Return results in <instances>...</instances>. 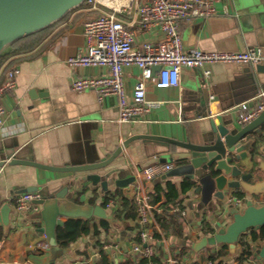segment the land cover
I'll return each mask as SVG.
<instances>
[{"label":"crops","instance_id":"crops-1","mask_svg":"<svg viewBox=\"0 0 264 264\" xmlns=\"http://www.w3.org/2000/svg\"><path fill=\"white\" fill-rule=\"evenodd\" d=\"M254 1L219 0L217 14L205 19L196 17L181 20L179 27L183 46L230 51L260 46L264 52V0L258 1V7H253ZM97 2L98 8L83 4L73 9L51 27L16 42L2 57L0 86L5 82L9 69L17 66L20 72L15 77L14 87L0 94V100L6 109L5 122L0 130V160L6 158L9 161L17 157L47 165L90 163L109 157L134 134L198 141L200 128L209 124V116L195 118L197 110L202 115H207L210 111L217 122L233 119L239 124L236 105L243 101H249L253 105L256 94L264 89L245 71L243 63H213L209 66L212 70L209 76H206L204 67H184L181 87L156 86V74L149 79L147 98L161 103L139 119L119 122L116 96H107L101 101L94 90L77 91L73 88L76 77L109 73L107 66H71L68 63L70 56L88 50L84 23L103 11H116L125 25L136 31L135 46L139 48L146 41H161L163 31L158 24L142 26L136 0ZM258 65H264V61ZM251 66L254 69L257 65ZM140 77L139 67L132 65L124 69L125 87L129 96ZM166 149L153 139H136L124 148L111 166L130 167L137 175L138 169L148 165L173 162L174 166L169 173L182 163L165 156L163 153ZM80 175L81 173L56 172L21 163L6 162L0 167V201H7L13 207L10 231L6 233L4 229L7 236L0 239V263L97 264L100 256L97 242L100 240L105 242L104 246L117 243V247L103 248L114 264H118L137 257L133 245L139 240V233L145 227L152 233L155 228L160 231L161 238L155 242V248L156 244H163L168 264H174L171 252L177 245L184 246L187 241L193 243L204 236V220L214 228L216 225L226 226L232 220L226 212L212 213L202 205V195L195 190L197 184L187 192H182L180 186L186 178L178 171L166 179H162V175L148 180L139 178L140 185L135 189L134 197L126 193L119 194L137 201V194L141 190L150 192L155 182L167 179L179 187L180 197L177 203L182 206L181 213L187 220L183 237L165 234L158 222L153 221L150 226H144L139 219H114L111 220L109 231L100 228L99 236L93 233L83 235L71 244L67 253L53 262L48 248L37 245L48 242L45 234L38 231L43 224L37 216L39 206L34 204L30 210L18 214L15 210L16 196L25 192L28 187L35 186H40L41 191H62L64 186ZM69 191L74 194L73 186L69 187ZM106 192L108 191H102L98 187L97 190L80 195L78 201H85L95 195V203H102ZM109 192L115 193L117 189L112 186ZM255 200L260 204L264 203L263 196L255 197ZM120 206V200L111 199L105 208L112 213L113 209ZM154 206L160 209L157 204ZM244 207L243 203L240 208ZM96 221L99 222V219ZM0 225L3 226L1 215ZM199 252L192 251L189 256L198 259ZM237 252L238 246L234 253L229 249L223 255L224 262L238 264ZM170 258L173 262L169 261ZM185 259L189 257L186 256ZM206 260L208 259L201 261V264Z\"/></svg>","mask_w":264,"mask_h":264},{"label":"water","instance_id":"water-1","mask_svg":"<svg viewBox=\"0 0 264 264\" xmlns=\"http://www.w3.org/2000/svg\"><path fill=\"white\" fill-rule=\"evenodd\" d=\"M258 1H254L253 7H258ZM85 2L86 0H0V59L16 42L51 27ZM243 65L255 82L264 87V65H257L254 69L250 63ZM160 68V65L155 66L154 71ZM200 112L197 110L195 118L209 116V124L201 126L198 141L134 134L109 157L90 163L47 165L17 157L9 161L6 158L0 160V167L9 162L56 172L81 173L76 180L64 186L62 191H41L40 186L25 190L38 192L32 202L39 206L37 216L43 224L38 231L46 236L50 260L54 262L69 251L62 248L57 240L56 229L64 222L62 217L114 220L113 215L101 203H91V197L78 201L80 195L97 190L98 187L102 191H109L112 186L119 193L130 194L132 197L136 195L135 189L139 187L140 179L133 170L130 167L111 166L124 148L136 139L155 140L167 148L163 153L165 156L182 163L175 171L162 174V179L180 172L186 179L193 181L194 185L197 184L195 190L201 193L203 206L212 213L226 212L232 217L226 226L216 225L214 233L206 234L193 242L194 251L199 252L207 246L228 244L230 251L234 253L244 233L264 225V203L260 204L255 200V197H264V110L251 121L239 124L233 119L217 122L210 111L207 115ZM70 186H73L74 194L69 191ZM238 192L244 196V209L235 203ZM12 212L13 207L9 202L0 201L1 221L6 233L11 228ZM254 250L257 259L264 262V242L260 247H254Z\"/></svg>","mask_w":264,"mask_h":264},{"label":"built area","instance_id":"built-area-1","mask_svg":"<svg viewBox=\"0 0 264 264\" xmlns=\"http://www.w3.org/2000/svg\"><path fill=\"white\" fill-rule=\"evenodd\" d=\"M219 0H136L141 16L142 26L158 24L163 31V39L157 43L146 41L141 48L135 46L136 31L127 27L118 17L116 11H103L96 17L84 23V33L88 50L77 53L68 58L71 66L101 65L109 67V73L100 76L76 77L73 88L77 91L94 90L103 101L107 96L114 95L119 104V122L141 118L151 108L161 103L158 100L147 98V81L157 75L158 87H181L182 70L184 67H204L206 76L212 72L209 67L216 62H238L258 65L264 61L263 48L251 46L244 50H207L198 47L186 48L183 46L180 33V21L191 18H207L217 14ZM93 8H98L97 0H86ZM135 65L141 70V77L137 80L131 96L127 94L124 79V69ZM161 68L155 72L154 67ZM20 68L15 66L8 70L5 82L0 86V94L14 87L16 75ZM253 105L243 101L236 105L239 111L240 123H247L264 110V89L254 97ZM6 117V109L0 100V130ZM173 162L154 163L137 170L140 179H153L170 171ZM140 191V190H139ZM36 192L25 191L16 196L15 210L18 214L30 210L37 197ZM150 195L146 190L137 194V205L140 213L139 221L144 226H150L157 217L154 215L155 206L149 201ZM237 206H242V198L235 197ZM108 205H111L108 204ZM174 211L183 212L180 203ZM157 238L148 228L139 233V240L134 243L133 250L138 255L152 256L155 253ZM49 248L48 242L37 244ZM105 249L117 247L116 242L104 246ZM170 262L173 260L170 258ZM249 264H257L258 259L250 258ZM157 264V263H152ZM204 264H214L206 260Z\"/></svg>","mask_w":264,"mask_h":264},{"label":"trees","instance_id":"trees-1","mask_svg":"<svg viewBox=\"0 0 264 264\" xmlns=\"http://www.w3.org/2000/svg\"><path fill=\"white\" fill-rule=\"evenodd\" d=\"M2 59V58H1ZM0 59V61H1ZM194 186V182L185 179L180 188L182 192H187ZM149 201L152 205L157 204L160 209L154 208V215L157 217V222L160 229L165 233H172L177 237L184 236V226L187 220L180 211H174L176 203L179 201L180 189L170 179L155 182L153 188L149 192ZM240 198H243L241 192L236 193ZM95 195L90 198L91 203H95ZM120 200L121 206L116 207L112 211L113 218L122 221L124 219H139L140 213L138 211V205L136 199L127 198L119 192L105 193V200L101 203L106 207L109 200ZM112 225V221L109 219H99L97 222L94 219H86L81 217H71L64 220L62 224H59L56 229V235L58 244L64 248L69 249L71 244L77 241L80 237L86 234L93 233L95 236H99L100 228L105 231H109ZM203 234L214 233L215 229L206 220L202 222ZM4 228L0 225V239L6 237ZM154 236L161 238L160 231L155 228ZM264 242V225L260 228H251L248 232L244 233L238 242L239 252L236 254V260L238 264H249L250 258L257 257L254 255V247H260ZM105 242L100 240L97 242V247L100 252L97 264H114L108 253L103 248ZM156 252L152 256L137 255L135 259L128 258L119 262L118 264H168L167 258L164 255V246L159 243L156 244ZM194 251L192 248V242H188L184 246H176L171 252L174 260V264H201V261L208 259L214 264H227L224 262L223 255L229 251L228 244H219L215 246H207L202 249L198 254V259L189 256V253ZM195 252V251H194ZM188 256L189 259H185ZM257 264H264L259 260Z\"/></svg>","mask_w":264,"mask_h":264}]
</instances>
